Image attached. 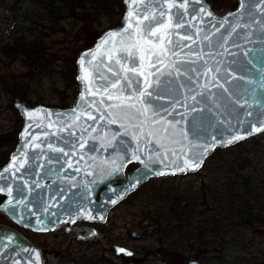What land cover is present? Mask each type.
<instances>
[{"label": "water", "instance_id": "water-1", "mask_svg": "<svg viewBox=\"0 0 264 264\" xmlns=\"http://www.w3.org/2000/svg\"><path fill=\"white\" fill-rule=\"evenodd\" d=\"M124 5L122 25L78 56L81 90L73 107L15 103L24 125L0 168V213L20 227L102 241L81 223L102 224L149 180L197 173L217 149L264 132V0H239L224 16L206 0ZM131 165L137 168L127 174ZM131 236L140 238V229ZM113 248L134 256L128 247ZM0 264L44 260L25 235L0 224Z\"/></svg>", "mask_w": 264, "mask_h": 264}, {"label": "rangeland", "instance_id": "rangeland-1", "mask_svg": "<svg viewBox=\"0 0 264 264\" xmlns=\"http://www.w3.org/2000/svg\"><path fill=\"white\" fill-rule=\"evenodd\" d=\"M206 1L219 16L233 12L239 6V0H218L215 4L211 2L212 0ZM124 14L123 16H120V14L114 15L113 21L122 25ZM65 25L70 27V25H67V22ZM108 28H110V24L103 21V25L99 27V30L102 31ZM76 30L77 32L73 38L68 34L52 38L53 41L50 42V46L45 54L47 62L43 61L32 64L33 59H28L26 60L27 62L23 60L13 63L0 56V167L9 161L10 155L16 149L19 139L15 143V134L18 132L19 135L24 125L22 117L15 108L17 100H21V97H24L28 102L24 103L31 108L39 105L59 108L58 105L64 99L70 101V107L75 105L79 94L75 99L69 98L72 93H80L81 90L80 83L77 81L76 84L73 81L74 77L77 80L78 56L81 52L94 46L84 49L85 41L83 33L77 35L81 32L82 28L78 26ZM7 35L5 26L2 27L0 25L1 43L8 39ZM45 68L50 70L51 73L48 74V71L44 70ZM39 83H41L40 88L37 87ZM261 138L262 140H260ZM9 139H11L10 144H8ZM240 143L243 145L237 147L238 153L239 151L244 152L246 150V154H249L255 161L260 162L263 159L264 163V132ZM134 169L135 166H129L127 174ZM200 172L197 176L187 174L152 179L140 186L133 194H130L124 201L109 211L107 222L103 229V234L107 239L104 242L91 241L92 239L90 242L79 241L76 239L75 234L66 233L63 229H57L49 233H33L12 223L2 213H0V224H8L6 226L15 227L14 229L24 234L37 245L43 253L44 264L82 263L79 258L94 263L100 257H103L102 264H186L190 258L182 257V255H173L172 252H168L165 255L160 254L159 258H156L153 256L154 253H151L157 249L167 250L160 245L162 243L172 245L177 239V237L168 231L166 240H161L160 237L164 235L158 234V230L164 227L156 226L157 223L168 221L166 217L171 216L165 210L168 206H164L171 203L168 197L181 193L184 189H188L193 193L192 191H195V188L200 190V188L205 187L204 185H210L212 189H215L216 182L220 181L219 178L214 180V177L206 176L205 171ZM191 184L194 186H189ZM248 187L252 189L250 185ZM259 194L261 196L257 195L253 190H247L244 202L252 208H262L264 212V201L258 200L259 197L260 199L262 198V192H259ZM211 197V202H214L213 195ZM203 203L206 204L207 199ZM225 213L230 215L231 221H235V210L233 212L226 211ZM262 216L264 218V213ZM252 224L253 228L251 229L250 227H245L242 230L237 228L236 233L242 234L240 247H234V243L229 241V237H232L231 235L225 239L229 244L225 245L222 255L217 254V256L221 255L220 260L216 259L218 263L264 264V225L260 224V221L259 223L254 222ZM224 228L226 232L234 230V227ZM135 229H140L142 233L138 239L130 236V232ZM222 233H225V230ZM115 241L132 249L135 252V257L132 260L126 259V261L117 257L112 247ZM218 245L217 243L216 246ZM244 247L248 250L245 251ZM85 264H88V262Z\"/></svg>", "mask_w": 264, "mask_h": 264}, {"label": "trees", "instance_id": "trees-1", "mask_svg": "<svg viewBox=\"0 0 264 264\" xmlns=\"http://www.w3.org/2000/svg\"><path fill=\"white\" fill-rule=\"evenodd\" d=\"M211 2L215 4L218 0ZM125 11L124 0H0L2 22L0 25L5 26L8 34V39L0 42V56L13 63L23 60L27 62L28 59H33L32 64L47 62L45 54L50 42L53 41L52 38L67 34L73 38L78 26L82 30L77 35L83 33L84 49H87L93 46L105 31L120 27L121 24L113 21V16L117 14L123 16ZM103 21L109 23L110 28L100 31L99 27L103 25ZM66 22L70 27L65 25ZM44 70L48 71V74L51 73L46 68ZM73 81L77 84L75 77ZM37 87L40 88L41 83ZM78 94L79 92L72 93L68 98L75 99ZM21 100L28 103L24 97H21ZM69 103V100L64 99L58 106L67 109L70 107ZM15 135L14 141L17 143L18 132ZM10 143L11 139L8 141V144ZM241 145L243 144L239 143L226 149H217L207 159L202 171L206 172V176L214 177V180L220 179L216 182L215 189L210 185H204L205 187L200 190L196 188L195 191L191 190L193 193L184 189L181 193L168 197L171 203L164 206H168L165 210L171 216L166 217L168 221L157 223L156 226L164 227L158 230V234L164 235L160 237L161 240H166L168 231L177 239L172 245L162 243L160 246L167 250L157 249L153 256L159 258L160 254L172 252L173 255L193 258L203 264H226L216 261L221 259L225 245L229 244L225 239L231 235L229 241L234 243V247H240L242 234L236 233L237 228L251 229L252 223L259 221L264 225L262 208H252L244 202L247 190H253L259 196H261L259 192H262L263 196L258 200L264 201L263 159L260 162L255 161L246 154V150L238 153L237 147ZM200 173L192 175L197 176ZM249 185L252 189H249ZM210 194L213 195L214 202H211ZM205 199H207L206 204L203 203ZM233 210H235V221H231L230 215L225 213ZM224 227H234V230L226 232ZM223 230L225 233H222ZM243 249L248 250L246 247ZM217 254L221 255L217 256ZM79 260L82 263L75 264L93 263L82 258ZM102 262L103 257H100L93 264H102Z\"/></svg>", "mask_w": 264, "mask_h": 264}, {"label": "snow or ice", "instance_id": "snow-or-ice-1", "mask_svg": "<svg viewBox=\"0 0 264 264\" xmlns=\"http://www.w3.org/2000/svg\"><path fill=\"white\" fill-rule=\"evenodd\" d=\"M242 2H246V0H242ZM171 6H172V5L170 4V7H171ZM177 7H184V5H177ZM130 15H131V14H130ZM207 15H211V13H207ZM147 18H148L147 16L144 17V19H147ZM177 26H179V25H177ZM129 27H131V24H129ZM151 34H152V35H155L156 32H152ZM116 35H117L116 33H112V34H110V36L108 37V39H114ZM183 38H185V39H189L190 37H183ZM161 40H163V37L161 38ZM106 42H107V40L105 41V43H106ZM168 42L171 43V41H168ZM165 51H166V50H165ZM81 63L83 64L84 61L82 60ZM116 63L119 64L120 61L117 60ZM121 69H122V71H124V72L129 71V69H127V68H125V67H123V66H121ZM109 70L111 71V69H109ZM131 71H134V72H135V71H136L135 67H134L133 69H131ZM114 74H116V73H114ZM138 75L143 76L144 73H143V72H139ZM83 79L87 80V76L83 77ZM118 83H119V81H117L116 83H113V84L111 85V87H113V88L117 87V84H118ZM137 83H144V81H138ZM148 86L150 87L151 85L149 84ZM89 91H90V90H89ZM138 91L140 92V95H141V96H143V95H145V94L151 95V93H146V89H138ZM112 98H113L112 96H109V97H108V99H112ZM128 98L131 99V96H129ZM82 99H83V97H82ZM130 106H131V107H135V105H130ZM145 111H146V110H145ZM28 115L31 116L32 114L29 113ZM89 118H90V119H94V117H92V116H89ZM235 139H240V137H235ZM229 142H230V141H229ZM185 164H186L188 167H198V165H193V164L189 163L188 161H185ZM181 170H183V169H181Z\"/></svg>", "mask_w": 264, "mask_h": 264}, {"label": "flooded vegetation", "instance_id": "flooded-vegetation-1", "mask_svg": "<svg viewBox=\"0 0 264 264\" xmlns=\"http://www.w3.org/2000/svg\"><path fill=\"white\" fill-rule=\"evenodd\" d=\"M113 209V208H112ZM109 214V213H108ZM107 217H108V215H107ZM107 217H106V221L104 222V223H102V224H84V223H81V226H84V225H88V226H90V227H94V228H96L97 229V231L101 234V235H103V237H104V240H102V241H99L98 239H92L91 241H98V242H104V241H106L107 239H106V236L103 234L104 232H103V229H104V225H105V223L107 222ZM12 222V221H11ZM13 223V222H12ZM6 225H8V224H6ZM5 225V226H6ZM11 228H13V226L11 227ZM15 228V227H14ZM13 228V229H14ZM20 228H22V229H24V230H28V229H25V228H23V227H20ZM28 231H30V230H28ZM64 231V230H63ZM30 232H33V231H30ZM65 232V231H64ZM33 233H35V232H33ZM131 233L132 232H130V236H131ZM39 234H41V233H39ZM142 234V233H141ZM76 236V235H75ZM132 237V236H131ZM76 239H77V237H76ZM78 240V239H77ZM32 242V241H31ZM88 242H90V240L88 241ZM33 243V242H32ZM34 244V243H33ZM115 244H117V245H122V246H125V245H123V244H121V243H118L117 241H115L113 244H112V247L115 245ZM37 246V245H36ZM125 247H127V246H125ZM129 248V247H128ZM113 250H114V248H113ZM132 250V249H131ZM133 251V250H132ZM155 251V250H154ZM154 251L151 253V254H153L154 253ZM134 252V251H133ZM114 253H115V251H114ZM116 255V254H115ZM117 256V255H116ZM117 257H120V258H122L123 259V261H126V259H128V260H132L134 257H135V252H134V256L133 257H131V258H126V257H124V256H117Z\"/></svg>", "mask_w": 264, "mask_h": 264}, {"label": "bare ground", "instance_id": "bare-ground-1", "mask_svg": "<svg viewBox=\"0 0 264 264\" xmlns=\"http://www.w3.org/2000/svg\"><path fill=\"white\" fill-rule=\"evenodd\" d=\"M9 160H10V159H9ZM8 162H9V161H8ZM8 162H7V163H8ZM7 163H5L3 166H5ZM3 166H2V167H3ZM0 168H1V167H0Z\"/></svg>", "mask_w": 264, "mask_h": 264}]
</instances>
